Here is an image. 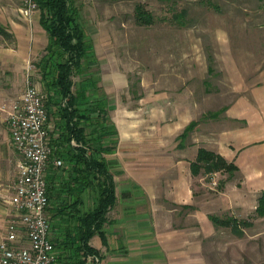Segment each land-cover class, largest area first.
Wrapping results in <instances>:
<instances>
[{
    "label": "crops",
    "instance_id": "0c3cea01",
    "mask_svg": "<svg viewBox=\"0 0 264 264\" xmlns=\"http://www.w3.org/2000/svg\"><path fill=\"white\" fill-rule=\"evenodd\" d=\"M40 17L39 12L41 27H35V32L0 19L13 33L11 43H15L13 47L0 44V241L13 214L10 198L17 181V162L21 159V153L11 141L6 119L14 97L21 95L26 87L25 50L34 47L38 54L47 46L48 34ZM92 63L98 68L97 57ZM31 66L35 68V64ZM262 81L248 84L244 76L239 77L234 87L237 98L210 112L212 119L204 123L196 119L186 121L184 114H179V105L174 107L178 114L171 116V105L162 106V99L158 102L150 97V103L145 105L151 110V116L144 132L138 130L140 121L137 119H123L111 113L107 95L100 97L98 94V98H94L100 100L111 118L113 133L107 138L113 146L111 144V154H107V163L115 180L116 201L107 212L100 231L89 241L97 254L88 256L87 264H213L209 261L212 241L221 236L216 229L225 227L212 222L209 216L214 213L203 215L193 204L192 179L199 177L202 181L203 175L194 176L191 164L200 148L219 153L237 165L238 170L232 178L236 177L238 182L227 184L226 190L237 193L238 208L244 217L241 220L249 223L247 228H252L258 218H264L256 213L259 197L264 192ZM83 85L79 83L75 89L82 91ZM85 93L89 95V91ZM159 111L164 114L159 115ZM51 119L53 129L48 130L54 133L58 118ZM192 121L197 122L194 131L191 129L182 136ZM202 125H207L203 132ZM191 133L192 138L186 141ZM76 168L70 153V156L66 154L62 166L51 161L44 173L51 201L46 214L52 224L49 237L53 242L61 239L70 220V209L56 213L60 204L74 199L78 186L74 180ZM69 180L72 182L66 183ZM93 195V190L86 189L80 208L91 207ZM193 210L200 214L192 215ZM24 245H28L26 239ZM56 251L59 256L60 250Z\"/></svg>",
    "mask_w": 264,
    "mask_h": 264
},
{
    "label": "rangeland",
    "instance_id": "374dc122",
    "mask_svg": "<svg viewBox=\"0 0 264 264\" xmlns=\"http://www.w3.org/2000/svg\"><path fill=\"white\" fill-rule=\"evenodd\" d=\"M76 3L99 60L98 68L92 63L84 72H74V84L84 83L80 97L91 102L98 94L107 95L110 112L123 119H137L139 131L148 128L151 110L145 104L150 99L158 102L162 99V106L171 105V116L179 111L186 121L196 119L204 123L212 119L210 112L237 98L234 87L239 77L244 76L248 84L264 79V0H76ZM138 3L154 14L152 24L136 20ZM25 9V0H0V19L35 32V27H41L40 11L37 7L26 15ZM182 11H185L183 19L173 17ZM0 44L15 45L1 38ZM25 51L24 58L29 60L25 64H35V68L30 66L31 78L45 101L47 92L36 67L45 48L38 54L34 47ZM178 105L176 111L174 107ZM51 121L48 129H53ZM206 127L202 125V132ZM52 133L48 130L49 138ZM107 137L103 138L107 151L102 153L106 161L107 154L112 152V142ZM191 138L192 133L186 141ZM72 141L76 143L72 142L73 146L79 145ZM215 173L217 185L211 183V174H201L202 181L199 177L192 179L193 204L203 215L244 218L238 208L237 193L226 190L227 184L236 185L238 179L228 178L224 172ZM221 181L225 182L222 188ZM197 210L192 215L200 214ZM216 232L225 239L212 241L211 263L264 264V218H258L252 228L246 227L241 237L229 228H217Z\"/></svg>",
    "mask_w": 264,
    "mask_h": 264
},
{
    "label": "trees",
    "instance_id": "16d2710c",
    "mask_svg": "<svg viewBox=\"0 0 264 264\" xmlns=\"http://www.w3.org/2000/svg\"><path fill=\"white\" fill-rule=\"evenodd\" d=\"M33 1L40 11V22L48 34L45 54L37 67L47 92L45 104L48 122L51 117L58 118L56 131L52 133L51 139L52 157L64 159L66 154L70 156L72 153L77 165L74 180L78 186L74 192V199L72 202L64 201L57 207L56 214L64 213L68 209L72 213H69L70 220L61 239L54 242L56 249L62 253V256L60 253L57 255L56 263L63 260L62 264H87V257L97 254L89 241L100 231L107 212L116 201L115 180L107 161L102 156V153L107 151V147L103 146V138L111 136L113 131L108 112L100 100L94 99L90 102L80 97L81 91L72 90L74 72L76 70L84 72L96 57L93 41L81 21V12L76 0ZM135 16L140 24L154 22V14L143 3L136 5ZM184 16L185 11L173 15L177 19H183ZM0 38L11 42L14 39L8 26L1 21ZM196 125L197 122L192 121L182 136L193 130ZM55 132L57 136L53 137ZM72 140L79 145L73 146ZM191 166L194 176L224 172L228 174V178H232L234 172L238 170L234 162H229L221 154L206 148L198 150ZM71 182L72 180H69L66 183ZM224 183L221 181L220 188ZM88 188L93 190L94 203L91 207L80 208L84 202V192ZM256 213L258 216H264V192L259 197ZM209 217L216 226L229 228L240 236L249 225L234 216L210 214Z\"/></svg>",
    "mask_w": 264,
    "mask_h": 264
},
{
    "label": "built area",
    "instance_id": "2783aa9c",
    "mask_svg": "<svg viewBox=\"0 0 264 264\" xmlns=\"http://www.w3.org/2000/svg\"><path fill=\"white\" fill-rule=\"evenodd\" d=\"M25 5L26 15L37 8L33 0H25ZM30 66L26 70V87L11 104L7 116L11 141L21 153V159L10 198L13 214L0 241V264H55L58 258L49 237L52 224L46 211L50 198L44 173L51 161L57 166H62L64 161L52 157L48 110L44 95L32 81ZM215 174H211L213 185H217ZM24 239L28 245H24Z\"/></svg>",
    "mask_w": 264,
    "mask_h": 264
}]
</instances>
